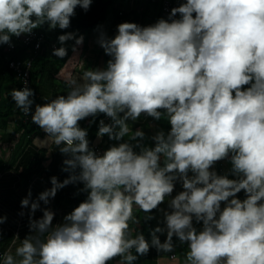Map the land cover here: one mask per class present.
Returning <instances> with one entry per match:
<instances>
[{"label":"clouds","instance_id":"obj_1","mask_svg":"<svg viewBox=\"0 0 264 264\" xmlns=\"http://www.w3.org/2000/svg\"><path fill=\"white\" fill-rule=\"evenodd\" d=\"M91 3L0 0V45L45 24L68 29L75 9L87 12ZM175 3L167 19L121 22L112 37L100 30L106 66L69 76L65 94L34 105L27 81L11 91L45 134L39 146L55 144L64 156L67 176H52L35 199L30 189L21 199L29 234L14 236L0 264H134L150 248L172 252L173 238L187 245L183 264H264V0ZM83 39L63 32L53 55L65 57L68 40L75 52ZM101 115L110 122L98 121L96 137L115 143L98 154L80 121ZM142 115L170 127L147 136L129 126ZM220 161L230 164L224 174L214 168ZM177 183L182 190L173 195ZM70 184L82 185L85 199L53 225L55 213L40 202ZM134 208L145 222L154 210L163 213L150 241L132 235ZM38 209L42 216L33 218Z\"/></svg>","mask_w":264,"mask_h":264},{"label":"trees","instance_id":"obj_2","mask_svg":"<svg viewBox=\"0 0 264 264\" xmlns=\"http://www.w3.org/2000/svg\"><path fill=\"white\" fill-rule=\"evenodd\" d=\"M179 3L183 2V0H175ZM162 12V0H92L90 8L87 12L83 11L80 7L75 9V16L71 18V25L68 29L60 30H49L48 25L45 24L39 29L44 34V43L42 47L38 50L31 48L30 46L23 45L19 43L17 37H12L13 47H10L8 44L0 45V129H4L7 127L8 122L15 121L16 122V131L21 132L18 142L15 145V150L13 152V157L18 155L23 151L25 144L34 139L37 135L44 134L38 126L31 122L30 116H25L22 112L16 107L15 103L11 99V91L16 88V85H19V82L16 80L13 71L8 66V61L10 58L16 59L20 55H26L28 57L32 56V66H31V74H30V87L33 89L35 95L34 105L35 104H43V98L37 93V86L40 79L41 74L44 71H54L58 69L65 57L58 58L53 55V51L49 49L50 43L56 44L57 48L61 47V44L58 42V35L63 34V32H75L77 35L83 36V42L86 44L90 38L92 37L94 44L96 43V38L98 32L100 30L104 31L109 37H112L116 33V26L121 22H135L141 26L153 24L159 18H161ZM103 25V28H102ZM35 30V29H34ZM74 41V40H71ZM72 44H68L65 42L63 47L68 50H71L70 47ZM98 46V53L96 56V61H100L103 63V67L106 66V61L108 60V56L105 55L103 49ZM68 47V48H67ZM47 52H50L52 55L48 56ZM47 54V55H46ZM95 67H97V63H95ZM33 105V107H34ZM96 123H89V120L80 121V126L86 128L88 130L89 136V147H92L93 141L102 142L104 145V149H107L109 145L115 143L114 141H110L107 136H104L102 139H97V121ZM154 124L156 129H163L167 131L169 129V125L165 119H161L160 121H153L151 117H148L146 124ZM147 134V133H146ZM150 136V135H149ZM145 144L151 145V141L146 139L144 141ZM9 164V163H8ZM12 165H9L5 168H11ZM4 168V169H5ZM3 169V168H2ZM21 176H24L28 181H30L31 186L35 189H42V184L45 186V182L50 181V177L56 176L59 180H63L67 173L61 172V170H55L51 172V170L47 169L42 165L41 157L35 158L34 161L27 162L25 166L19 170ZM38 178V179H37ZM43 186V187H44ZM50 183L47 184L49 188ZM82 187V185H68L63 189L57 191L55 198H53L50 202V207H53L55 210L59 207H69L71 210L77 206L83 199H85V193H78V189ZM44 191V189L42 190ZM240 198H243V193L241 192ZM134 217L139 221V223L129 222V228L132 231V235L142 232L146 239L150 240L149 231L153 226L154 220L156 219V210H154L151 215L155 217L151 221H144V216L146 215L144 212L139 209L134 208ZM200 226L197 225V228ZM11 230L5 231V229L0 230V252L4 250L5 244H8L11 237ZM134 252V250H133ZM140 257L134 262L136 264ZM114 264L113 261L110 262Z\"/></svg>","mask_w":264,"mask_h":264},{"label":"crops","instance_id":"obj_3","mask_svg":"<svg viewBox=\"0 0 264 264\" xmlns=\"http://www.w3.org/2000/svg\"><path fill=\"white\" fill-rule=\"evenodd\" d=\"M67 43L72 44L70 47L71 50H68L61 66L54 71H44L40 76L37 93L41 99H44L43 103L46 102V99L53 98L58 94H65L68 91L66 79L69 76L78 78L86 70H90L91 68H103V63L96 61L98 44H94L95 42L92 37L86 44L83 42L80 45H76L75 52L73 51L75 41L68 40ZM47 54L48 56L52 55L50 52H47ZM94 62L97 63V67H95ZM147 120L148 116L142 115L135 122L129 121V126L134 129L141 128L147 133V136H151L157 129L152 123L146 124ZM20 133L21 132L16 131V122L13 120L10 121V123L8 122L6 128L3 130L0 129V216L6 217L5 222L0 224V230L5 229V231H12L10 240L8 244H5L3 251H6L11 245L14 236L18 235L22 240L29 234V210L21 207V199L27 195L29 189L32 193V199H35L43 189H46L45 186L47 187V184L50 183V181H47L45 182V186L42 184V189H35L31 186L32 184H30V181L24 176H21L19 170H21L27 162L34 161L35 158L39 159L41 157L42 165L51 170V172H54L55 170H61L62 161L64 159V156L60 153L55 144L39 146L37 138L43 139L45 134L36 135L34 139L25 144L21 153L13 157L12 154L15 150V145L20 137L17 136L20 135ZM226 162L227 161H220L214 165L215 170L219 174H224V172H226ZM9 165H12V167L8 169L5 168ZM180 190H182L181 186L177 183L173 195ZM52 199L53 198H50L48 205H44L41 201L40 208H48L55 213L52 222L53 225H55L63 222V216L69 213L71 208L62 206L55 210L53 207H50ZM160 209L167 210V200L160 205ZM21 212H23L24 215H20ZM42 214V211L38 209L34 213L33 218H39ZM155 215L156 219L154 220L152 228L156 227L158 222H162L163 220V213L159 209L156 210ZM158 235H160V240L163 242L165 239L164 235ZM19 242L20 241L17 240V244H19ZM173 243L176 246L172 252L157 251L155 248H150L147 254L141 255L140 260L136 264H183L184 255L188 251L187 245H180L175 238H173ZM110 262L109 264H111ZM113 263L116 264L115 261H113Z\"/></svg>","mask_w":264,"mask_h":264},{"label":"built area","instance_id":"obj_4","mask_svg":"<svg viewBox=\"0 0 264 264\" xmlns=\"http://www.w3.org/2000/svg\"><path fill=\"white\" fill-rule=\"evenodd\" d=\"M176 6L178 5L177 3H175L174 0H162V12H161L162 17L167 19L170 9ZM18 41L23 45H27L35 50H38L40 47H42L44 43V34L40 30H33L31 34H22L18 38ZM11 47H13V44ZM48 47L52 51L54 48H57L56 44L53 43H50ZM8 66L13 71L16 80L19 82V85H16L15 89L22 88L24 86L25 81H27V86L30 87L32 56L28 57L26 55H20L16 59L10 58L8 61ZM100 119H104L105 123L110 122L109 119L105 116L98 118V121ZM98 121H97V129H98ZM91 148L94 149L98 154L103 153V151L105 150L103 143H94ZM0 240H1V236H0Z\"/></svg>","mask_w":264,"mask_h":264},{"label":"rangeland","instance_id":"obj_5","mask_svg":"<svg viewBox=\"0 0 264 264\" xmlns=\"http://www.w3.org/2000/svg\"><path fill=\"white\" fill-rule=\"evenodd\" d=\"M102 28H103V25H102ZM226 164H227V167L225 168V170H226V172H227L228 169L230 168V164H229L228 162H226ZM226 172H224V173H226Z\"/></svg>","mask_w":264,"mask_h":264}]
</instances>
